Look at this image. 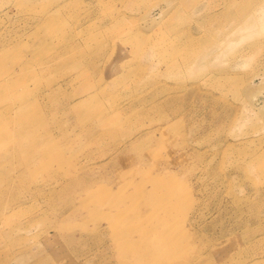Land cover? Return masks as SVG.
<instances>
[{
    "label": "rangeland",
    "instance_id": "obj_1",
    "mask_svg": "<svg viewBox=\"0 0 264 264\" xmlns=\"http://www.w3.org/2000/svg\"><path fill=\"white\" fill-rule=\"evenodd\" d=\"M0 264H264V0H0Z\"/></svg>",
    "mask_w": 264,
    "mask_h": 264
}]
</instances>
